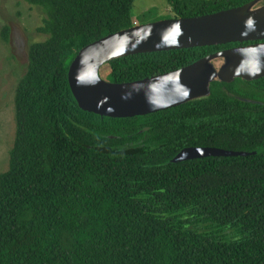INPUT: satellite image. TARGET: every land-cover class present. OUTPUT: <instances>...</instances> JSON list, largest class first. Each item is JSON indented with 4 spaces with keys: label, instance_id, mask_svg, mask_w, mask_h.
Segmentation results:
<instances>
[{
    "label": "trees",
    "instance_id": "16d2710c",
    "mask_svg": "<svg viewBox=\"0 0 264 264\" xmlns=\"http://www.w3.org/2000/svg\"><path fill=\"white\" fill-rule=\"evenodd\" d=\"M22 1L45 18L15 89L0 264H264V102L249 99H264V76L225 81L213 70L202 99L134 118L88 113L67 70L85 46L134 26L135 0ZM166 1L173 17L151 8L136 19L194 18L260 0ZM9 32L3 26L5 43ZM248 44L128 55L98 72L131 83ZM186 148L249 155L171 163Z\"/></svg>",
    "mask_w": 264,
    "mask_h": 264
},
{
    "label": "water",
    "instance_id": "95a60500",
    "mask_svg": "<svg viewBox=\"0 0 264 264\" xmlns=\"http://www.w3.org/2000/svg\"><path fill=\"white\" fill-rule=\"evenodd\" d=\"M255 3L200 17L135 25L85 46L67 70L69 87L79 108L101 117L125 119L202 99L208 95L216 74L199 78L196 72L205 62L219 57H235L233 64L218 74L225 81L264 76V43L221 51L187 67L131 83H110L98 72L109 61L128 55L262 42L264 8L253 10ZM248 155L217 148H186L171 163Z\"/></svg>",
    "mask_w": 264,
    "mask_h": 264
},
{
    "label": "rangeland",
    "instance_id": "374dc122",
    "mask_svg": "<svg viewBox=\"0 0 264 264\" xmlns=\"http://www.w3.org/2000/svg\"><path fill=\"white\" fill-rule=\"evenodd\" d=\"M254 6L256 9L264 8V0ZM151 8L157 9L159 17H173L166 0H135L131 10L134 26L141 25L136 18ZM44 18V12L40 8L30 6L22 0H0V174L8 168L9 152L15 137V89L25 71L30 45L42 40L36 29ZM5 25L10 29L7 43L1 38V30ZM234 61L235 57L230 56L222 57L214 63L207 61L196 72V76L206 78L208 74L214 73L213 70H225ZM249 90L257 93L252 87ZM250 96V100L264 102L261 96Z\"/></svg>",
    "mask_w": 264,
    "mask_h": 264
},
{
    "label": "flooded vegetation",
    "instance_id": "af4514ba",
    "mask_svg": "<svg viewBox=\"0 0 264 264\" xmlns=\"http://www.w3.org/2000/svg\"><path fill=\"white\" fill-rule=\"evenodd\" d=\"M258 43H264V41H262V42H253V43L248 44V45H254V44H258ZM248 45H246V46H248Z\"/></svg>",
    "mask_w": 264,
    "mask_h": 264
}]
</instances>
